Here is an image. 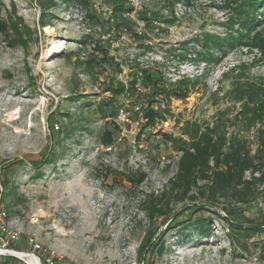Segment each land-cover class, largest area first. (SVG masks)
<instances>
[{
	"label": "rangeland",
	"instance_id": "1",
	"mask_svg": "<svg viewBox=\"0 0 264 264\" xmlns=\"http://www.w3.org/2000/svg\"><path fill=\"white\" fill-rule=\"evenodd\" d=\"M247 1L117 0L132 9L114 12L116 0H0V203L19 235L10 249L42 264H141L142 255V264H264V232L230 229L192 204L172 206L169 222L142 206L175 173L181 127L232 119L233 89L264 81V55L251 45L264 23L229 28ZM255 4L264 22V0ZM246 32L247 45L227 46ZM145 74L167 92L154 93ZM119 85L123 93L107 92ZM238 129L252 141L239 124L228 135ZM237 212L260 224L263 196Z\"/></svg>",
	"mask_w": 264,
	"mask_h": 264
},
{
	"label": "trees",
	"instance_id": "2",
	"mask_svg": "<svg viewBox=\"0 0 264 264\" xmlns=\"http://www.w3.org/2000/svg\"><path fill=\"white\" fill-rule=\"evenodd\" d=\"M255 1L248 0L246 5H238L235 9L237 15L229 19L231 22L229 28L237 23L238 31L254 32L255 28L264 23L254 19ZM115 3L114 12H119V8L132 9V7L125 9L117 0ZM0 26L2 28L4 25ZM247 32L245 35L237 34L230 37L226 41L227 46L234 48L239 43L247 45L248 41H245L248 39ZM252 41V47L258 48L264 55V40L260 33L256 32ZM220 54L224 55L225 51ZM208 57L212 55L208 54ZM143 78L144 84L150 85L154 93L167 92L163 91L159 81L151 75L145 74ZM129 85L133 90L130 95H136L133 89L134 81ZM118 87V89L109 87L107 92L115 97L124 92L123 86ZM184 90H187V86L186 82L182 81L172 89L171 94L181 98ZM232 93L234 102L240 104L232 119L226 118L225 113H220L210 124L187 122L181 127V136L186 139L180 137L171 141L174 151L179 154L176 170L163 191L156 195H148L142 202L148 219L163 217V220L167 221L176 211L172 206L192 204L198 211L204 210L217 216L230 229L264 232V215L260 224L249 221L242 223L234 219L241 207L250 205L260 196H263L264 200V81L243 83L233 89ZM96 108L102 116L110 115L104 109L103 103L98 104ZM151 117L152 115L148 116V119ZM236 124L241 125L246 132H253L252 141L239 134V129L228 135V125ZM106 133L105 137L100 139L103 145L112 142L109 131ZM52 162L54 160L47 161L50 164ZM218 209L234 223H228ZM193 222L200 226L198 232L203 233L204 221L196 219ZM236 223L263 227H243ZM261 260L264 262V240L261 243Z\"/></svg>",
	"mask_w": 264,
	"mask_h": 264
},
{
	"label": "built area",
	"instance_id": "3",
	"mask_svg": "<svg viewBox=\"0 0 264 264\" xmlns=\"http://www.w3.org/2000/svg\"><path fill=\"white\" fill-rule=\"evenodd\" d=\"M123 112L124 111L121 109L120 114H123ZM18 239H19L18 232L12 227L11 221L8 220L7 212L3 204L0 203V249H10L9 248L10 244L13 242H16ZM0 256L15 258L21 264H35V261L33 258L31 259H33L34 263H29L27 261V258L8 256L4 254H1ZM44 264H53V261L51 258H48L45 260Z\"/></svg>",
	"mask_w": 264,
	"mask_h": 264
},
{
	"label": "water",
	"instance_id": "4",
	"mask_svg": "<svg viewBox=\"0 0 264 264\" xmlns=\"http://www.w3.org/2000/svg\"><path fill=\"white\" fill-rule=\"evenodd\" d=\"M178 212H179V210L175 211V213L173 215H171L166 222L171 221L178 214ZM221 215L225 220L228 221V223H234V222L229 221L223 212H221ZM236 224L243 226V227H250V228H261V227H263L262 225H247V224H239V223H236ZM1 254L8 255V256H14V257H22V258H27V259L33 258L35 261V264H42L39 257L37 255H35L34 253H30V252H20V251H15V250H11V249H0V255ZM142 259H143V255L141 256V264H142Z\"/></svg>",
	"mask_w": 264,
	"mask_h": 264
},
{
	"label": "bare ground",
	"instance_id": "5",
	"mask_svg": "<svg viewBox=\"0 0 264 264\" xmlns=\"http://www.w3.org/2000/svg\"><path fill=\"white\" fill-rule=\"evenodd\" d=\"M27 261H28L29 263H34L33 259H31V258H28Z\"/></svg>",
	"mask_w": 264,
	"mask_h": 264
}]
</instances>
